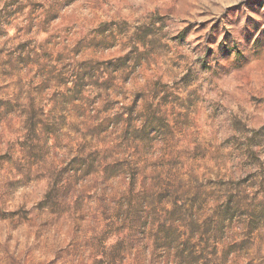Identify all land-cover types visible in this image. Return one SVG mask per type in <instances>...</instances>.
<instances>
[{"label":"clouds","instance_id":"obj_1","mask_svg":"<svg viewBox=\"0 0 264 264\" xmlns=\"http://www.w3.org/2000/svg\"><path fill=\"white\" fill-rule=\"evenodd\" d=\"M0 264H264V0H0Z\"/></svg>","mask_w":264,"mask_h":264}]
</instances>
